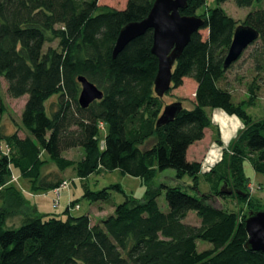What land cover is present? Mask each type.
<instances>
[{"label":"trees","instance_id":"trees-1","mask_svg":"<svg viewBox=\"0 0 264 264\" xmlns=\"http://www.w3.org/2000/svg\"><path fill=\"white\" fill-rule=\"evenodd\" d=\"M153 1L126 0L116 9L98 0H0V77L9 97L26 95L16 130L6 133L0 125V193L4 189L11 196L6 198L8 209L0 208V264H264V251L245 247L244 219L264 204L249 195L243 165L247 161L264 177V117L253 118L245 110L264 92V7L248 11L238 22L220 6L225 0H213L214 7L200 12L206 0L187 1L180 14L200 17L203 24L175 60L166 93L188 77L196 83L194 101L191 107L182 106L171 121L156 126L166 104L153 91L157 58L150 51L152 30L112 56L121 27L143 19ZM232 1L248 7L263 0ZM241 23L258 32L245 49L251 47L247 57L252 63L246 80L232 73L245 50L223 66L234 29ZM52 41L56 46L45 47ZM79 75L103 93L86 108L77 101ZM233 81L244 86L245 96L237 101ZM211 109L237 117L242 128L222 149L219 161L202 171V163L188 160L186 153L206 128L213 127ZM214 129V141L222 146ZM73 148H82L80 159L62 156ZM49 162L59 174L51 180L43 173ZM68 167L80 179L118 169L144 181L153 179L156 171L172 169L177 180L189 177L195 190L201 177L211 190L191 195L179 184L160 183L136 199L117 185L97 191L85 188L82 197L90 202L107 201L110 188L124 194L111 213L91 223L87 214L70 215L79 199L70 201L61 215H43L7 182L15 168L33 189L55 192L64 185L62 172ZM162 192L166 212L156 201ZM214 196L233 197L237 209L215 207ZM58 198L59 192L57 206ZM190 211L197 224L184 221ZM16 213L22 215L20 222L7 225ZM196 240L211 246L198 251Z\"/></svg>","mask_w":264,"mask_h":264},{"label":"rangeland","instance_id":"rangeland-1","mask_svg":"<svg viewBox=\"0 0 264 264\" xmlns=\"http://www.w3.org/2000/svg\"><path fill=\"white\" fill-rule=\"evenodd\" d=\"M126 0H98L99 5H105L116 9H122L125 6ZM215 3L213 0H206L205 6L199 9V12L206 7H214ZM220 6L225 10V12L231 16L234 20L240 22L243 20L244 16L248 11L257 9L260 7H264V0L261 2H253L248 7H237L232 0H225ZM202 36L206 35V31H201ZM57 41H52L51 43H47L45 47L51 45L56 46ZM251 47L244 51L241 58L235 62L234 67L232 68L233 74H238L242 78L249 79V72L252 69L251 60L248 59L247 54H249V50ZM236 69V70H235ZM235 70V71H234ZM232 73L230 75H232ZM193 82V81H192ZM234 96L233 100L237 101V99H241L245 96L244 86L239 85L236 81H234ZM193 86L190 81L185 82L181 87L174 88L170 90L168 93H165L161 99L164 104H168L174 101H180L183 99L185 104H187V100L191 99L193 96ZM0 96L3 99L5 105V113L0 115V125L2 130L7 131L10 129V125L17 122L18 119L20 121L19 115L21 111V107L24 104L23 102L26 99V95L21 96L20 98H11L6 93V82L2 77H0ZM247 113L253 118H261L264 117V92L260 91L258 99L254 105L247 106L245 108ZM228 115V114H227ZM232 116V115H229ZM234 117V116H233ZM11 119V121H10ZM13 122V123H12ZM218 123L215 128H218ZM214 128V127H212ZM241 127L234 130L233 135L231 136V140L236 136L237 131L241 129ZM226 129H222V132H226ZM229 130V129H228ZM219 137L220 131L218 129ZM211 136H210V135ZM227 134V132L225 133ZM104 136V130L101 129L99 135V146H102ZM206 145L204 146L203 152L200 154L198 161L200 160L203 164V170L206 171L211 165L217 163L219 161L220 156L217 161L213 164H210L207 160V157L211 150L210 147L215 145V148H219L218 144L213 141L215 140V129L214 132H206ZM224 137H221L220 140H224ZM224 142V141H223ZM149 143V142H148ZM148 143L144 146H148ZM215 143V144H213ZM212 144V145H211ZM218 145V146H216ZM226 147L225 144L221 146L219 149L220 152L222 149ZM5 150V147L3 146ZM206 152V153H205ZM205 153V154H204ZM83 154L82 148H73L62 152V156L67 157L69 159L78 160L81 158ZM193 156V152H189V157ZM244 170L246 176L249 178L248 180V193L251 197L259 200L261 204H264V177L258 174H255L253 169L250 167L247 161L244 162ZM43 173L47 175L48 179H54V177H58L57 169L54 164L47 163L43 167ZM62 175L64 176V185L59 187L57 191L59 192L58 198V206L53 208L52 203L55 198V192L53 189L49 190H40L33 189L29 180L22 175H20L19 171L15 168H11V174L7 177V182L15 187L16 190L21 194V196L30 204L32 207H37V210L41 214L46 213H58L60 214L65 206L74 199H79L78 203L75 204L70 210V215L78 216L82 214H87L91 217V223L97 221L98 217H105L109 213L112 212L113 205L120 203L123 201V195L132 196L133 198L140 199L147 188L158 186L160 183H167L169 185L179 184L182 189L191 195H199L200 193H210V185L206 180L200 178L198 184V191L192 188V181L189 177L184 176L182 179L177 180L175 178L174 171L172 169H165L162 171H156V175L150 181H144L143 178L130 176L128 174L122 173L118 169L113 170H99L95 171L92 174L88 175L84 179H80L76 177L75 171L72 167L66 168ZM7 183V184H8ZM111 185H117L122 192L117 191L114 188H110L109 197L107 201H95L90 202L86 198L82 197L83 190L85 188L97 191L104 187H109ZM4 190V189H3ZM0 193V208H7L6 206V198L8 201L11 196L8 192ZM246 191V190H245ZM71 199V200H70ZM159 209L162 212H166L168 210L167 203L165 201L164 192H162L156 199ZM212 204L217 208H226L228 210H236L237 204L234 201L233 197H211ZM100 206V207H99ZM62 214V213H61ZM60 214V215H61ZM195 212L190 211L187 217L184 219L185 222L189 221V223L197 224L198 219L195 217ZM9 220V219H7ZM7 222V221H6ZM8 224V222L6 223ZM17 225H15L16 227ZM210 243L202 240H196L197 250H203L205 248H209Z\"/></svg>","mask_w":264,"mask_h":264},{"label":"water","instance_id":"water-1","mask_svg":"<svg viewBox=\"0 0 264 264\" xmlns=\"http://www.w3.org/2000/svg\"><path fill=\"white\" fill-rule=\"evenodd\" d=\"M188 0H154L148 14L139 21L128 22L119 30L112 49L115 57L127 43L152 30L151 53L157 58V71L153 80V91L162 97L170 88L172 67L190 40L192 33L203 24L197 16L181 15L179 10L185 8ZM258 38V32L250 26L239 24L235 27L223 66L235 61L246 47ZM80 84L78 104L86 108L91 102L102 98V91L84 76H77ZM182 109L180 101L164 105L156 120V126L171 121ZM230 193L231 189L221 191ZM247 232L245 247L250 250L264 251V208L250 211L244 219Z\"/></svg>","mask_w":264,"mask_h":264},{"label":"crops","instance_id":"crops-1","mask_svg":"<svg viewBox=\"0 0 264 264\" xmlns=\"http://www.w3.org/2000/svg\"><path fill=\"white\" fill-rule=\"evenodd\" d=\"M187 81H190L191 83H192V86H193V94H192V98L191 99H188L187 100V104H185V102H184V100L183 99H180V101H181V104H182V106L183 107H191L192 106V104H193V101H194V92H195V89H196V83L191 79V78H188V77H184L183 78V83L179 86V87H181L185 82H187ZM193 81V82H192ZM234 82V81H233ZM235 84V83H234ZM233 84V85H234ZM179 87H177V88H179ZM20 98V97H19ZM25 102V101H24ZM23 102V103H24ZM22 107H23V105H22ZM22 107H21V110H22ZM20 113H21V111H20ZM216 113H219L218 115L220 116V118H221V120H222V122H223V124L221 123V121H215V114ZM223 115H227L226 113H224L222 110H220V109H211L210 110V116H211V120H212V124H213V127L215 128V126H216V124L218 123V129H219V131H220V136L221 137H223L224 136V132H222V129H230L231 127H233V126H236V129L237 128H239V127H241L242 126V124H241V122L239 121V119L238 118H234L233 117V115L232 116H227V117H229L230 118V120L229 119H227V118H224V116ZM19 117H20V115H19ZM19 120V119H18ZM10 121H11V119H10ZM13 123V122H12ZM1 124V123H0ZM214 128H211V127H208V128H206L205 129V132H204V137L201 139V140H199V141H196V142H194L193 144H191L189 147H188V149H187V153H186V156H187V159L188 160H195V161H198V159L197 158H199V156H200V154L203 152V149H204V146L206 145V132H214ZM16 130V127H15V125H14V123L13 124H11L10 125V129L9 130H7V131H5L6 133H12V132H14ZM226 131V130H225ZM18 134L19 135H23V133H22V131H20V130H18ZM210 135V134H209ZM211 136V135H210ZM220 137V138H221ZM231 137H229V139H230ZM213 141H214V139H213ZM221 141H222V143L223 144H227L228 143V141L229 140H227L226 142L224 141V140H222L221 139ZM224 141V142H223ZM215 142V141H214ZM213 144H215V143H213ZM212 145V144H211ZM216 146H218V145H216ZM214 147H215V145H212L211 147H210V149L209 150H213L214 149ZM219 148L218 149H220L221 148V146H218ZM189 152L191 153V152H193V156H191V157H189ZM206 153V152H205ZM204 153V154H205ZM220 155H221V152H220ZM200 161V160H199ZM201 162V161H200ZM202 163V162H201ZM203 164V163H202ZM18 191V190H17ZM71 200V199H70ZM100 207V206H99ZM35 208V210L36 211H38L37 210V207H34ZM70 210H72V209H70ZM22 219V215L21 214H19V213H16L15 214V216H13V218L12 219H9V220H7V222H8V224L7 225H9V226H11V225H16V224H18L19 222H20V220ZM6 222V223H7Z\"/></svg>","mask_w":264,"mask_h":264},{"label":"bare ground","instance_id":"bare-ground-1","mask_svg":"<svg viewBox=\"0 0 264 264\" xmlns=\"http://www.w3.org/2000/svg\"><path fill=\"white\" fill-rule=\"evenodd\" d=\"M218 114L219 113L215 114V121H221V123L223 124V122H222V120ZM223 116H224V118H227L230 120V118L227 117L228 115H223ZM234 118H237V117L234 116ZM235 129H236V126L231 127L229 130L226 129L227 134H225L226 133L225 132L224 136H223L224 137L223 139L225 142L229 139V137H231L233 135V132ZM219 156H220V150L217 147L216 148L214 147V149L212 151H210V153L207 157V160L209 161L210 164H213L217 161Z\"/></svg>","mask_w":264,"mask_h":264},{"label":"built area","instance_id":"built-area-1","mask_svg":"<svg viewBox=\"0 0 264 264\" xmlns=\"http://www.w3.org/2000/svg\"><path fill=\"white\" fill-rule=\"evenodd\" d=\"M211 166H213V165H211ZM211 166H210L209 168H211ZM209 168H208L207 170H209ZM202 171H204V170H203V166H202ZM55 193H56V197L53 199V203H52L53 208L57 207L58 191L55 190Z\"/></svg>","mask_w":264,"mask_h":264}]
</instances>
